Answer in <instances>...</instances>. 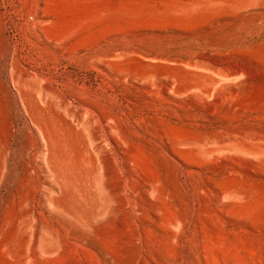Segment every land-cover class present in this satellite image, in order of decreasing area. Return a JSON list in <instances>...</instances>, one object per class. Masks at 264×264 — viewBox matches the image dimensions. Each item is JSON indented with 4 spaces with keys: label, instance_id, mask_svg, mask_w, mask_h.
I'll list each match as a JSON object with an SVG mask.
<instances>
[{
    "label": "rangeland",
    "instance_id": "rangeland-1",
    "mask_svg": "<svg viewBox=\"0 0 264 264\" xmlns=\"http://www.w3.org/2000/svg\"><path fill=\"white\" fill-rule=\"evenodd\" d=\"M0 264H264V0H0Z\"/></svg>",
    "mask_w": 264,
    "mask_h": 264
}]
</instances>
